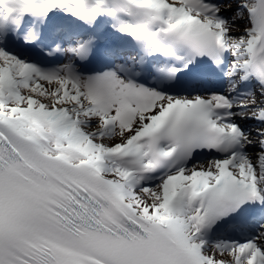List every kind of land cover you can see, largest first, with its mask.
Segmentation results:
<instances>
[{
  "label": "snow or ice",
  "instance_id": "snow-or-ice-1",
  "mask_svg": "<svg viewBox=\"0 0 264 264\" xmlns=\"http://www.w3.org/2000/svg\"><path fill=\"white\" fill-rule=\"evenodd\" d=\"M0 264H264V0H0Z\"/></svg>",
  "mask_w": 264,
  "mask_h": 264
}]
</instances>
